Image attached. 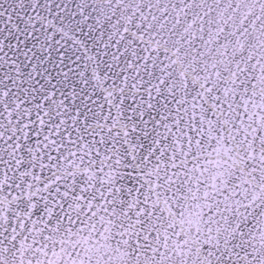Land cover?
<instances>
[{"label":"snow or ice","instance_id":"obj_1","mask_svg":"<svg viewBox=\"0 0 264 264\" xmlns=\"http://www.w3.org/2000/svg\"><path fill=\"white\" fill-rule=\"evenodd\" d=\"M0 264H264V0H0Z\"/></svg>","mask_w":264,"mask_h":264}]
</instances>
